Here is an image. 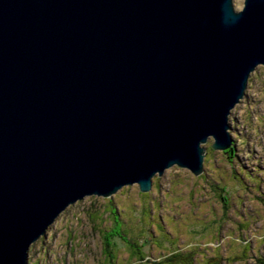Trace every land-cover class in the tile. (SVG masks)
Here are the masks:
<instances>
[{"label": "water", "instance_id": "1", "mask_svg": "<svg viewBox=\"0 0 264 264\" xmlns=\"http://www.w3.org/2000/svg\"><path fill=\"white\" fill-rule=\"evenodd\" d=\"M260 63L264 0H0V264L86 194L200 173Z\"/></svg>", "mask_w": 264, "mask_h": 264}, {"label": "rangeland", "instance_id": "2", "mask_svg": "<svg viewBox=\"0 0 264 264\" xmlns=\"http://www.w3.org/2000/svg\"><path fill=\"white\" fill-rule=\"evenodd\" d=\"M240 9L243 0H232ZM232 150L204 143L203 170L176 163L151 188L122 185L68 204L33 241L25 264H264V65L230 109ZM117 230L109 245L105 234Z\"/></svg>", "mask_w": 264, "mask_h": 264}, {"label": "trees", "instance_id": "3", "mask_svg": "<svg viewBox=\"0 0 264 264\" xmlns=\"http://www.w3.org/2000/svg\"><path fill=\"white\" fill-rule=\"evenodd\" d=\"M231 147H232V145L229 147V151L232 150ZM114 235H118V236H120L121 238L124 239V236H122L117 230H113L112 229V230H110L109 232H107L105 234V239L104 240H105V243L107 245H109L110 240H111V238ZM181 256L186 258V256H184V255H182L180 253H174L173 255H171V257H168V260L171 261V262H183V263L187 262L188 264H190V260H188V256H187V260L186 259H181Z\"/></svg>", "mask_w": 264, "mask_h": 264}]
</instances>
